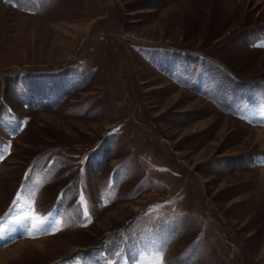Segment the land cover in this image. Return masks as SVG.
Instances as JSON below:
<instances>
[{
    "label": "rangeland",
    "instance_id": "obj_1",
    "mask_svg": "<svg viewBox=\"0 0 264 264\" xmlns=\"http://www.w3.org/2000/svg\"><path fill=\"white\" fill-rule=\"evenodd\" d=\"M253 128L264 0H0L1 264H264Z\"/></svg>",
    "mask_w": 264,
    "mask_h": 264
},
{
    "label": "bare ground",
    "instance_id": "obj_2",
    "mask_svg": "<svg viewBox=\"0 0 264 264\" xmlns=\"http://www.w3.org/2000/svg\"><path fill=\"white\" fill-rule=\"evenodd\" d=\"M241 125L243 126V127H245V125H244V123H241ZM251 130H253V131H255V132H257L258 133V135L256 136V141L258 142L257 144H259V146L261 147V148H263L264 149V130L263 129H259V128H253V129H251ZM261 173L264 175V170H261ZM49 226H50V224H49V222L47 221V222H43V223H41V224H39L38 226H37V228L39 229V230H41V231H47V230H49L48 228H49ZM11 226L9 225V228H10ZM8 228V229H9ZM24 230V229H23ZM13 234H15L13 231H11V230H7V229H1V231H0V239L2 240V239H4L6 236H13ZM41 242V241H40ZM39 242V243H40ZM39 243H36V242H34V241H32V242H29V243H25V242H19L18 244H16L15 246L17 247V249L16 250H21L22 249V247H23V245H26V244H39ZM11 248H9V249H7V250H10ZM1 253H3V251L2 252H0V264H1V261H2V259H1Z\"/></svg>",
    "mask_w": 264,
    "mask_h": 264
},
{
    "label": "snow or ice",
    "instance_id": "obj_3",
    "mask_svg": "<svg viewBox=\"0 0 264 264\" xmlns=\"http://www.w3.org/2000/svg\"><path fill=\"white\" fill-rule=\"evenodd\" d=\"M19 199H20V194L18 193L16 199H14L13 201V205H16ZM153 264H163L162 258L159 261L153 262Z\"/></svg>",
    "mask_w": 264,
    "mask_h": 264
}]
</instances>
